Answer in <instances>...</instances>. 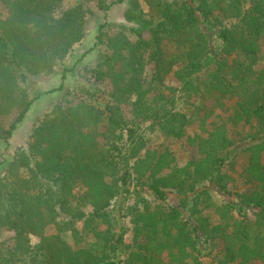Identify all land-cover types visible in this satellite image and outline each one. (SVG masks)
<instances>
[{"label": "trees", "instance_id": "1", "mask_svg": "<svg viewBox=\"0 0 264 264\" xmlns=\"http://www.w3.org/2000/svg\"><path fill=\"white\" fill-rule=\"evenodd\" d=\"M62 2L0 0V141L6 144L34 102L26 97L27 76L52 74L85 36L84 10ZM124 19L107 42L100 25L95 44L81 55L104 43L92 79L110 84L111 104L97 107L96 121L85 100L56 104L32 127L27 147L15 150L0 177V264H115L124 195L142 192L176 202L167 210L151 203L127 208L145 242L138 248L142 259L126 264H164L162 246L169 264L264 259V220L252 223L242 207L236 213L232 204L218 203L208 188L213 183L226 188V173L215 161L233 169L246 155L242 173L250 186L238 195L240 203L264 210V81L252 77L254 57L248 51L264 37V0H129ZM145 55L153 65L148 80L138 65ZM209 69L219 82L205 76ZM171 74L187 94L217 105L235 97L236 110L251 128L234 135L226 122L214 124L207 137L188 139L202 155L198 161L168 168V154L159 162L141 127L150 122L149 130L165 133L176 126L179 114L169 110L164 89ZM121 103L131 108L127 124L118 115ZM12 111L19 113L3 129L1 118ZM101 122L103 134L96 127ZM209 207L214 224L203 215ZM214 241L223 249L205 262L202 251Z\"/></svg>", "mask_w": 264, "mask_h": 264}, {"label": "rangeland", "instance_id": "2", "mask_svg": "<svg viewBox=\"0 0 264 264\" xmlns=\"http://www.w3.org/2000/svg\"><path fill=\"white\" fill-rule=\"evenodd\" d=\"M115 1L63 0L62 6L64 8L81 6L84 10L85 36L64 62L56 63L52 74L27 76L26 97L27 99H34V102L8 143L0 141V177L4 175L15 150L27 147L32 127L46 114L50 113L56 104L75 105L81 99L85 100L93 121L97 120L95 110L103 108L106 104H111V99L109 98L110 84L107 81H104L102 84L92 79V70L98 67L100 54L105 51L104 43L97 46L83 58H81V55L95 44V37L98 34L100 25H105L104 31L107 34L103 40L107 42L108 37H112L117 30L114 26L126 23L124 12L129 5V0H123L120 4H113ZM137 1L143 4V0ZM248 51L254 57V73L252 77L258 81H264V37L249 47ZM144 57V59L138 62V65L141 67L142 75L148 80L152 74L153 65L147 61V55ZM64 69H70V71L66 72L65 78L62 79ZM205 76H208L213 83L219 82V77L211 69L208 70ZM60 85L63 86L61 91L50 92ZM182 87L183 85L180 84L176 75L171 74L167 77L164 89L165 95L170 97L168 107L169 110L179 114L175 127L171 126L165 133L158 132L156 128H154V131L149 130L148 126L150 122L144 123L141 127V131L144 132L145 137L149 140L148 149L156 152V159L159 162H164L169 154L168 158L170 161L167 165L168 168L173 166L180 167L190 161H198L202 158L196 145L192 144L188 139L196 136L207 137L214 124L226 122L229 131L234 135L236 133L244 134L251 128V122L245 120L240 112L236 110L235 97L222 99L221 104L217 105L210 98L202 99L198 95L187 94L182 90ZM81 89L95 93L96 96H85L80 92ZM128 89L133 98L135 86L130 83ZM118 108V115L122 117L121 121L127 124V121L131 119L129 104L121 103L118 105ZM18 113L19 111H12L7 116L1 118V127L7 129L15 120ZM104 125L102 122L96 125L97 131L99 130L100 134L105 133ZM246 161V155L239 157L233 169L227 166V161H223L220 164H217V161H215L219 172L221 174L226 173L224 178L226 188H221L220 183L210 184L208 188L214 200L218 203L232 204L235 207L236 213L238 212V208L242 207L245 210L247 219L256 224L260 219L264 220V210L241 205L238 196L250 186L249 183L245 182V177L242 173V167ZM262 161L264 162V156ZM168 168L164 169L163 173L169 171ZM124 198L122 206L124 205L126 210L117 214V231L121 228L122 233L121 249L115 264H126L127 259H142L138 255V248L145 242V238H143L138 230V226L133 223L132 218L129 217L127 208L132 205L141 207L144 203H151L153 206L167 210L172 203L176 202L175 199L172 201L169 199L162 201L153 200L148 192H142L140 195L129 193L124 195ZM203 215L210 217L209 222L211 224L217 222L213 207H209V210L206 209ZM147 220L148 218L145 221ZM162 234H166V228L163 229ZM160 248L162 249V252L159 254L161 261L164 264H169V255L166 247L162 246ZM222 249L223 246L219 241L205 245V249L202 251V260L205 262L214 261ZM253 264H264V259L257 260Z\"/></svg>", "mask_w": 264, "mask_h": 264}]
</instances>
